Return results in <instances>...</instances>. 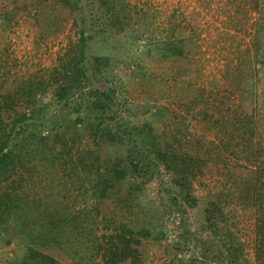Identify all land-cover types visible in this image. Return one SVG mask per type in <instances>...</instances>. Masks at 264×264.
I'll return each mask as SVG.
<instances>
[{
    "label": "trees",
    "instance_id": "obj_1",
    "mask_svg": "<svg viewBox=\"0 0 264 264\" xmlns=\"http://www.w3.org/2000/svg\"><path fill=\"white\" fill-rule=\"evenodd\" d=\"M46 1L30 0V4L25 2L23 7L29 11L30 5ZM58 1L64 5V14H68L67 8L75 14L78 37L62 56H58L55 65L48 70V77H21L15 81V89L2 86L0 182L15 175L22 179L21 170L37 169L36 164L30 166L36 159L47 176L59 172L61 179L69 181L63 183L68 192L61 194L62 199L53 208H41L38 204L39 207L25 208L28 203H21L23 195L10 185L16 183V179L2 187L0 229L15 245L11 255L5 253L4 264H64L56 257L61 253L69 256L73 264H146L151 239L164 238L166 231L157 229L152 220L156 209L143 208V198L147 194L145 187L155 178L163 182L165 175L170 176V182L175 186V189L166 190L170 205L181 214L186 207L196 211L204 228L210 231L206 237L195 236L185 229V220L181 219L184 228L179 241L169 244L182 252L176 253L172 264H249L243 243L227 217L224 204L227 197L217 193L205 200L194 193V180L206 167L221 161L219 153L214 158L204 139L196 138L194 142L188 137L192 135L190 132L182 133L179 129L176 134H163L157 122L169 114L165 105H155L154 111L151 110L154 105L149 106V117L144 120L136 119L131 113L133 106L128 102H125L127 108L123 109L115 65L107 62L108 57L90 51L96 36L103 37L113 29L125 30L127 14L131 10L129 3L126 0H98V8H102L103 13L100 17L102 26L91 32L93 23L80 0ZM257 4L262 7V12L253 45L255 54L251 56L248 50L247 64L237 70L240 75L237 72L233 78L230 75L231 93L224 97L219 92L213 97V91L207 92L200 86L196 89L197 94L188 97V93H182L180 97L185 100L182 104H188L191 109L197 100H202L219 101L228 110L217 119L223 133L216 147L235 155L244 153L236 155V162L244 158L245 165L238 166L246 171L231 178L235 186L229 188L227 195L237 191L244 204L255 208V264H264V141L261 137L264 133V88L257 89L261 72H264V0ZM33 15L38 17V12ZM15 16L14 9H1L0 26L12 25ZM42 16L45 24L39 35L45 38L48 33L53 34L47 28L61 23L63 17ZM36 20L41 23L40 18ZM130 34L138 43L143 37L138 31ZM158 40L156 52L166 58L182 56L191 44V40L167 36ZM125 47L115 41L111 50L119 54ZM130 59L123 57L121 61H126L127 66ZM179 68L181 71L186 66ZM138 72L143 78L148 75L147 70H134L133 74ZM47 93L51 95V102L58 105V110L50 115H46L49 103L43 99ZM194 144L195 149L191 148ZM225 161L222 160L227 175L234 176L229 162ZM67 184L69 189H66ZM69 197H74L75 202L78 200L79 205L70 204ZM110 197L124 207L141 208L142 216L133 219L122 216L117 221L114 215L104 222L108 232L101 236L98 234L99 202ZM88 199L94 202L91 210ZM188 233L202 248L199 257L187 256L183 251L189 248Z\"/></svg>",
    "mask_w": 264,
    "mask_h": 264
},
{
    "label": "rangeland",
    "instance_id": "obj_2",
    "mask_svg": "<svg viewBox=\"0 0 264 264\" xmlns=\"http://www.w3.org/2000/svg\"><path fill=\"white\" fill-rule=\"evenodd\" d=\"M29 1L0 0V10L14 9L16 13L15 22L12 25L0 26V91L3 85L15 89V81L21 77L25 79L38 75L48 77V70L55 65L58 56H62L69 44L78 37V28L74 23L75 14L69 8L65 11L68 14H64L62 3L58 0H48L39 5H30L28 11L23 4ZM126 1L131 10L127 14L128 24L125 30L113 29L103 37L96 36L92 41L90 51L108 57L107 62L115 65L114 70L117 74L115 78L119 82L118 94L121 93L119 101L121 103L124 101L123 109L127 108L125 102H128V105L133 106L134 112L131 113L136 115V119L144 120L149 117V106L154 105L151 108L154 111L155 105H165L169 109V114L163 119L164 122L161 120L157 122L163 134L164 132L176 134L179 129L182 133L190 132L192 135L188 137L192 141L195 142L196 138L204 139L212 149L214 158H217L216 154L219 153L221 161L218 160L219 163L206 167L204 173L194 180V193L205 200L211 199L217 193L224 194V198L227 197L228 201L224 202L227 217L243 243L247 262L255 264V208L244 204L235 188H231V191H236L234 195H227L229 188L235 186L231 178H236L240 172L245 173L246 171L238 166V164L245 165L242 161L244 158L236 162V155L241 156L244 153L238 152L235 155L216 147L223 133L217 119H220L222 113H228V110L219 101L202 100H197L193 104V110L188 107V104H182L185 100L180 96L182 93H188V97H191L197 94L196 89H200V86H204L207 92L213 91V97H217L219 92L224 97L231 93L230 75L233 78V75L239 72H237L238 68L247 64L248 50L251 51L249 53L251 56L255 54L253 45L258 30L257 23L262 12V7L257 2L261 4L263 0ZM80 2L93 23L91 32H94L102 26V18H100L103 15L102 8L101 10L98 8V0H80ZM37 12L38 17L33 15ZM44 14H51L54 17L62 15L63 17L61 23L47 28L52 30L50 33L53 34L48 33L45 38L39 35L40 28L45 24V18L42 16ZM36 18H40L41 23L37 22ZM133 31L135 34L138 31V34L143 35L139 43L130 34ZM164 36L189 42L191 40L189 50L182 56L178 54L168 58L162 57L156 52L155 47L159 42L158 39ZM115 41H120V44L123 43L126 46L125 50L119 54L111 50L112 43ZM123 57L131 58L127 66L126 61H121ZM184 65L185 69L178 70ZM133 69L147 70L148 75L143 78L140 72L133 74ZM261 77L257 89L258 87L264 88L263 71ZM3 80L7 82H2ZM43 99L44 102L49 103L46 115L58 110V105L51 102L50 93L44 95ZM261 137L264 141V133ZM191 148L195 149L196 144ZM222 160L229 162L234 176L227 175ZM38 163L36 159L30 163V166L38 165L37 169L21 170L19 174H23L22 179L15 175L7 181H1L0 193L7 183L16 179V183L10 185L23 195L22 198L25 200L22 199L21 203H28L24 206L25 208L38 205L41 208L55 207L58 200L62 199L61 194L68 192L63 183L69 181L61 179L59 172L47 176ZM162 180L163 182H160L159 178H155L145 187L147 194L143 198V208H155L156 215L152 220L157 224V229L164 228L166 231L164 238L151 239L146 264H172L171 260L176 253L182 252L181 249L178 252L174 244H169L178 240L183 232L184 225L181 219L185 220V229L195 236L206 237L210 233L204 228V223L196 211L186 207L185 212L181 214L170 205L169 193L166 190L175 189V186L171 184L169 175H165ZM39 181H41L40 184ZM69 188L67 184L66 189ZM68 199L70 204L79 205L74 197ZM93 203L92 199L87 200L90 210ZM99 207L98 234L101 236L104 232H108L104 228V222L114 215L117 221L122 216L133 219L136 216H142L143 211L141 208L124 207L114 197L101 200ZM187 235L190 238L189 248L183 251L187 256L199 257L202 248L199 247V243L197 245L195 237L190 233ZM7 238L8 235L0 229V264L5 263L3 261L6 257L5 253L9 252L11 255L12 248L15 246L14 242ZM56 257L64 264H73L71 258L65 253Z\"/></svg>",
    "mask_w": 264,
    "mask_h": 264
}]
</instances>
